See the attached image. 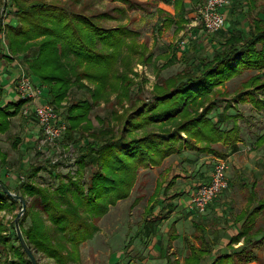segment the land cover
Wrapping results in <instances>:
<instances>
[{
    "label": "trees",
    "instance_id": "trees-1",
    "mask_svg": "<svg viewBox=\"0 0 264 264\" xmlns=\"http://www.w3.org/2000/svg\"><path fill=\"white\" fill-rule=\"evenodd\" d=\"M7 1V4H4L5 14L10 17L4 25L7 32L5 43H0V58L11 61L14 57H23L26 73L35 85L42 88L41 101L51 104L57 110L73 86L90 94L91 101L87 98L74 99L67 109L65 108L67 113L60 109L65 112L64 119L68 122V129L61 142L70 141L76 131L82 136L83 132L89 130L88 113L93 104L104 95L116 92V103L119 100L121 104L124 100L130 103L118 135L107 139H102L96 134H91L92 139L82 136L83 141L84 138L88 140L80 141L78 149L79 156L76 161L80 168L79 177L60 183L53 194L49 193L47 188L24 185L19 179L23 173L30 177L44 166L30 168L28 165V169L22 168L16 174L15 179L20 182L13 193L22 196L25 202L27 196H38L43 205L42 213L48 215L55 227L53 232L43 230L42 234H38L39 227L45 228H42L44 225L37 216L32 219L35 222L25 228L24 222L30 213L26 206L19 219V227L34 257L35 252H41L59 264L68 262V254L76 248L77 253L78 246L91 239L98 231L97 223L107 213L108 208L128 197L139 169L159 166L165 158L172 154H181L185 148H193L200 154L223 157L224 154L218 145H232L239 139L235 124L227 129L222 128L221 112L214 115L217 118L211 113L221 103L219 87L225 81L244 70H259L242 83L247 88L255 87L264 74V71L263 74L260 72L264 70V6L260 7L258 16L250 21L247 31L241 29L229 32L223 43L215 45L211 56L196 59L183 56L181 61L184 67L175 74L160 79L159 83L154 85L151 99L137 103L132 101L130 95L131 86L134 84L129 77L130 58L138 53L140 60L149 62L153 53L146 52V43L137 41L139 34L136 30L126 24L104 27L99 21L111 19L112 16L108 13L86 16L71 12L65 6L55 4L54 0H40L36 3L26 0ZM159 1L169 6L172 12L161 7L156 9L158 18L154 30L157 33L162 28L171 26H174V31L183 29L190 22L189 10L195 9L201 2ZM254 5L255 1L251 0L248 10H253ZM2 17L0 12V35L3 29ZM174 62L175 57H171L162 66L167 67ZM84 80L93 83L95 87L91 89ZM263 86L264 83L256 88ZM4 96L5 91L0 84V133L9 129L10 118L22 113V108L27 102L18 95L15 100L5 101ZM30 116L36 121L33 115ZM153 125L155 129L149 127ZM180 133H184L185 138L180 137ZM87 166V180L81 183ZM169 171L166 168V173ZM177 177L176 174L167 182L161 180L156 183L139 224L146 236L152 237L156 233L158 219L152 217L158 207L159 210L166 211L163 218H167L171 213L174 205L169 199L179 194L167 195ZM0 183L12 192L7 179L0 177ZM248 200L249 204L255 201V205L234 215L233 221L235 224L239 223V227L237 232L230 236L227 245L234 247L240 243L238 248L212 259V245L207 238L203 221L193 213V231L190 236L185 237L187 254L182 264H200L206 257L210 260L206 264H233L235 254L243 255L245 264L254 261L255 259L246 253L247 247L256 242V237L263 232L254 228L256 215L264 210V193L261 198H257L256 193L251 190ZM18 202L0 188V209L16 205ZM11 226L14 230L13 222ZM215 227H218V224ZM168 231L169 242L178 237L174 222ZM13 235L20 250L16 251L15 255L17 259H22L26 255L18 242L15 230ZM217 241L218 231L213 237V242ZM7 242V237L0 234V246L6 245ZM160 242L161 240L159 244ZM0 251L4 253L3 249ZM165 258L166 263L170 264V258ZM25 259L27 264H31L27 256ZM13 263L8 262L6 257L1 258L0 253V264Z\"/></svg>",
    "mask_w": 264,
    "mask_h": 264
},
{
    "label": "rangeland",
    "instance_id": "rangeland-1",
    "mask_svg": "<svg viewBox=\"0 0 264 264\" xmlns=\"http://www.w3.org/2000/svg\"><path fill=\"white\" fill-rule=\"evenodd\" d=\"M0 1V8H3V11H0L3 16L1 21L3 29L1 30L0 42H5L7 30L4 25L10 15L8 16V14H5L6 7L4 4H7L8 1ZM26 1H29V3H36L40 0ZM254 1L259 7L262 8L264 6V0ZM53 2L65 6L71 12L82 13L86 16H94L106 12L112 16V18L99 21L104 27L109 28L120 24H126L128 27L138 32L139 36L137 41L139 43H146L148 47L146 52L152 51L153 58L149 62H144L138 58V53L133 54L130 58L129 77L134 82L131 86L130 95L132 101L137 103L141 100L151 99L154 85L159 83L158 81L160 79L175 74L184 67V63L181 61L183 56L187 59L211 56L215 45L221 44V40L225 38L221 29L215 33L206 34L202 30L201 24H198L196 21L194 25L196 11L204 4L205 0H201L200 4L195 9L189 10L188 17L190 22L183 29L174 31V26H171L169 28H162L159 33L154 30V24L158 18L156 9L161 7L172 12L169 6L164 5L159 0H128L126 3L117 0H54ZM192 35H195V37H192ZM171 57H175V62L170 66L163 67L162 65ZM22 58L23 57H19L18 59L16 58V60L23 65ZM5 66L6 65H4V68ZM21 68H23V71L26 73L25 66L23 65ZM1 70L0 83L10 81L11 87L16 89V81L12 78V75L6 76V74H8L6 73L7 70L3 68ZM3 77L6 78L4 79ZM83 82L91 89L95 87L93 83L87 80ZM70 90L68 96L60 103L59 110L55 109L59 117L65 121L67 129L68 122L64 119V113H67L66 109L72 101L82 98H87L91 101L90 94L78 89L76 86H73ZM219 90L221 92L220 88ZM15 92H17V90H15ZM115 93L116 92H112L108 95H104L97 103L93 104V108L88 113L90 128L88 131L83 132L82 136H89L90 139H92V134L93 136L97 135L102 139H107L119 134L122 128L123 118L126 114L125 112L130 108V103L126 100H124L122 104L120 103L121 100L116 103ZM32 107L33 102L27 101L22 108V113L10 118L9 129L5 133H0V177L7 179L12 188V192L16 189V186L21 180L24 185L47 188V191L53 194L60 183H65L69 179H77L79 177L80 168L76 161L79 156L78 149L80 147V141L85 142L88 138H84L85 140L83 141L82 136L76 131L74 134L75 136H73L70 141L63 143L61 142V138L56 146L49 144L40 146V140L43 139L42 133L37 128L36 121L30 116L33 114L29 113L30 115H25L23 113V110H30ZM60 109H63L65 112L60 111ZM218 111V109L213 110L211 115H216ZM260 117L261 119L264 118V113H260ZM149 127H152L151 129L156 128L154 125ZM180 137L185 138V134L180 133ZM57 149L63 152L62 154L65 156L61 157L63 159H57L54 162L55 157L59 154ZM218 159H223L227 163V160L223 157L203 153L200 154L193 148H185L181 154H172L165 161L163 160L164 163L158 168L149 166L139 169L128 197L117 201L115 205L108 208L107 213L97 223L98 232L95 238L91 241L87 240L82 242L78 246L77 253L75 252L76 248L74 252L68 254L70 259L64 264H167L165 257H158L157 250H159V247L153 245L155 239H161L166 257H169L171 260L170 264H177L175 261H178L179 264L185 255L186 245L183 242V237L189 235L193 231L190 225V219L187 215H178L181 214V211L178 209L170 219H162L159 227L156 228L154 239L146 236L144 229L139 228L141 218L146 211L145 207L149 203L150 195L152 196L154 193L156 183L161 180L163 182L168 181V179H166L167 175H164V172L166 174V168L164 169V167L168 166L167 169L171 170L173 168L172 165H175L173 168L175 171L179 170L177 169L179 166L187 170L186 175H180L176 180V186L181 187L185 185L188 187H185V189L187 188L186 190L190 189L187 191L188 194L186 197L188 199L184 200V202H186V208L190 210L188 207L190 195L196 186L202 182V180L199 179V175H201V178H204L208 172H211L213 164ZM2 161L4 163H2ZM28 165L30 168L39 165L44 167L30 177L23 173V175L19 177L20 180L18 182L17 179H15L16 174L22 168L28 169ZM88 170L89 166L85 168V176L80 180L81 183H85L87 180L86 176ZM162 170L163 173L160 175ZM259 173V176L255 177V192L257 198H261L264 193V181L261 172ZM243 180H249V176L245 177ZM237 187L238 186L235 187L233 184L230 188L228 181V186L220 196L215 198L208 205V209L202 214L204 218L201 219L207 231V238L212 247L216 244L213 242V237L217 235L218 231V228L215 226L218 223L221 224V232L218 233V236L221 235V247L219 248L221 252L226 254L231 253L233 248H238L237 246L240 244L234 245V247L232 245L228 247L223 244L228 238L226 237L228 236V229L232 227L238 229L239 227V223H236V225L233 221L234 215L241 209L254 206V204L248 206L246 202L249 187H242L240 191ZM220 199L221 205L218 204ZM26 202V206L30 209V213L25 219L24 227L29 228L35 222L32 221V219L39 216L38 219H40L44 225L42 228L45 229L39 227L38 234H42L41 232L43 230L53 232L55 227L48 215L42 213L43 205L40 202V198L36 195L27 196ZM211 204L221 207V219L219 222L218 219L214 217L215 213H212V210H210ZM20 207V202H18L16 205L0 209V234L6 236L8 241L6 245L0 246V250H4V253L0 251L1 258L6 257L7 261L14 262L13 264H27L25 259L26 256H23L22 259H17L15 255V252H20V250L14 239V230L11 226L15 218L14 216L17 214ZM69 209L71 208L69 207ZM158 210L159 209H156L154 211L153 216L160 218L164 211ZM190 211L195 212L194 210ZM185 212L189 213L188 211ZM173 219H176L175 227L180 237L175 241L168 242L169 236L167 230L174 222ZM256 228L263 230V232L256 237V242H253L252 245L247 247L248 251L246 254L255 259L247 264H264V210L260 211L255 217L254 230H256ZM192 241L196 243L194 239H192ZM217 252H219V249H215L214 253ZM35 258L38 264H59L54 259L47 257L41 252H35ZM19 260L21 263H19ZM244 260L245 257L243 255L238 256L235 254L233 264H245ZM207 261L210 260L206 257L200 264H206Z\"/></svg>",
    "mask_w": 264,
    "mask_h": 264
},
{
    "label": "crops",
    "instance_id": "crops-1",
    "mask_svg": "<svg viewBox=\"0 0 264 264\" xmlns=\"http://www.w3.org/2000/svg\"><path fill=\"white\" fill-rule=\"evenodd\" d=\"M250 2L251 0H229V3L222 9L225 19V23L223 26L225 27L223 26H222L223 28L221 27V32H223V36L225 38L228 36L229 32L233 30L239 31L243 29L247 31L249 29L250 21L253 18H256L260 12V7L259 5H257L256 2L253 10L249 11L248 7L250 5ZM223 41L224 40H221V43H223ZM0 43L4 44L5 42L1 41ZM4 61H5L4 58H0V67H1L0 72H2L1 70L2 68L6 69L7 70L6 73H8L6 74V76L12 75V78L15 79L20 72L21 66L23 65L21 64V62H18L15 57L11 61H5V62ZM4 65H6L5 68ZM263 71H264L263 69L260 71L261 74H263ZM258 72L259 70H244L241 74L236 75L232 79L225 81L221 85V87H219L221 89V103L217 107V109L219 110L218 113L221 112V127L227 129L235 124L239 131V139L236 141V143L232 145L221 144L218 145V148L224 154L223 158H225L228 163L227 177L229 179L228 180L229 187L231 188V186L234 184L235 187L238 186L237 189L239 191L241 190L242 187H249L247 200H246L248 206L253 204L255 205V201L252 204L251 203L249 204L248 199L251 190L255 192V186H256L255 177L259 176L260 174L259 172H261L262 174L261 176L264 181V122H263L264 118L261 119L260 117V113H264V86L259 89L256 88L260 84L264 83V74L258 80V83L255 87L250 86L247 88L244 87L242 83L245 82L249 76L256 74ZM0 84L3 85V89L5 91V96H4L5 101L15 100L17 98V94L15 92L16 89L15 88L13 89L11 87L10 81H7L6 83L1 82ZM39 101H41V98L39 99ZM215 118H217V116H215ZM203 154H208V153H203ZM166 159H164V161ZM164 161L159 166L152 168H158L162 166ZM167 167H164V169ZM172 167L174 168L175 165H172ZM173 168L166 174L164 172V175H167L166 179H168V181L173 175L176 174L178 175V177L174 181V185L170 189L167 196L175 193L179 195L177 197L169 199V202H172L174 207L171 209V213L168 215L167 218H163L162 217L163 215L160 216V218L154 216L152 217V219H158L157 228L162 222V219L164 220L170 219L175 214V211H177L178 209L181 211V214L178 215H182V216L187 215V217L190 219L191 226H192L191 221L192 218L194 217V214L198 216L200 219L204 218L202 214L192 212L186 208V202H184V200L188 199L186 196L188 194L187 191L190 189L186 190L188 187L185 185H182L181 187L176 186V180L180 177V175H186L187 170L180 166L177 167V169H179L178 171H175ZM163 170L160 172V175L163 173ZM210 174L211 172H208L206 176H204V178H201V175H199V179L202 180V182H206L210 179ZM247 176H249V180L247 181L243 180ZM185 187L187 188L185 189ZM218 204L221 205V199L218 201ZM157 209H159V207ZM210 210H212V213H215L214 217H216L219 222L221 219V207H217L211 204ZM185 211H188L189 213H186ZM164 212L166 211L164 210ZM173 221L176 225V219H173ZM217 228H218V233L221 232V224L218 223ZM237 230L238 229L236 227L235 228L232 227L228 229L227 231L228 236H226L228 238L226 239V242L223 243L224 245H228L230 236L236 233ZM167 232L169 236V231L167 230ZM96 233L93 235L91 239H89V241L95 238ZM176 234L178 235V237L176 239H173L172 241H175L180 237L177 232V229H176ZM190 234L186 236H190ZM185 237H183V242L186 245V242L184 241ZM151 238L155 239V234ZM159 240L161 239L158 240L155 239L153 245L155 247L156 246L159 247L158 248L159 250H157L158 257L160 256L161 258H163L166 256V254L164 248L162 247L161 242L159 244ZM219 247H221V235L218 236V241L212 247L210 259L214 258L215 256H218L221 253H224L221 252V249ZM215 249H219V252L214 253ZM186 254H187V245L185 248V255ZM183 258L179 264H182ZM175 262L178 264V261Z\"/></svg>",
    "mask_w": 264,
    "mask_h": 264
},
{
    "label": "built area",
    "instance_id": "built-area-1",
    "mask_svg": "<svg viewBox=\"0 0 264 264\" xmlns=\"http://www.w3.org/2000/svg\"><path fill=\"white\" fill-rule=\"evenodd\" d=\"M228 3L229 0H205L204 4L196 11L194 25L197 21L198 24L202 25V30L206 34L219 31L225 23L222 9ZM0 11H3V8ZM192 37H195V35H192ZM15 81L19 98L33 102V107L30 110H23V113L34 115L37 128L41 131L43 138L40 140L39 145L56 146L66 132L65 121L59 117L51 104L39 101L42 88L32 82L29 75L23 71V68H20ZM57 150L59 154L55 157L54 162L57 159H63L61 157L65 156L62 154L63 152ZM227 168V163L223 159H218L213 164L210 179L198 184L191 193L188 204L190 210H194L199 214L206 212L208 205L228 186Z\"/></svg>",
    "mask_w": 264,
    "mask_h": 264
},
{
    "label": "water",
    "instance_id": "water-1",
    "mask_svg": "<svg viewBox=\"0 0 264 264\" xmlns=\"http://www.w3.org/2000/svg\"><path fill=\"white\" fill-rule=\"evenodd\" d=\"M0 188L2 189V191L7 194L8 196H10L12 199L14 200H18L20 202V209L17 212L13 223H14V230L18 239L19 244L21 245L22 250L24 251L25 255L27 256V258L30 260L31 264H37V261L29 247V245L27 244V242L25 241L21 229L19 227V219L20 217L23 215V213L25 212L26 209V202L24 200V198L20 195H17L13 192H11L4 184L0 183Z\"/></svg>",
    "mask_w": 264,
    "mask_h": 264
}]
</instances>
